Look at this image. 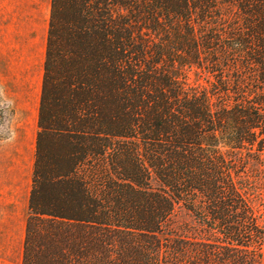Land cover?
Segmentation results:
<instances>
[{
  "label": "trees",
  "instance_id": "obj_1",
  "mask_svg": "<svg viewBox=\"0 0 264 264\" xmlns=\"http://www.w3.org/2000/svg\"><path fill=\"white\" fill-rule=\"evenodd\" d=\"M230 52L252 99L228 109L187 71L221 86ZM262 108L264 0H51L23 264H160L178 204L222 236L207 264H244L259 231L224 149L264 152Z\"/></svg>",
  "mask_w": 264,
  "mask_h": 264
},
{
  "label": "rangeland",
  "instance_id": "obj_2",
  "mask_svg": "<svg viewBox=\"0 0 264 264\" xmlns=\"http://www.w3.org/2000/svg\"><path fill=\"white\" fill-rule=\"evenodd\" d=\"M9 0H0V25L8 22L7 16ZM226 20L219 25V31L222 38L227 36L223 34L230 31L234 26V15H227ZM8 27H0V37L2 33L6 34ZM221 29V30H220ZM2 38H0L1 40ZM225 45H227L225 43ZM229 54V53H228ZM227 54V55H228ZM224 58L227 60V67H223V79L225 83L219 85L220 75L210 74L205 68H193L187 71V80L190 86L199 87L205 90L212 97V102L217 106L227 104L228 109L234 106L235 100L250 101V94L247 90H251L248 86V71L244 70L241 64V57L237 54H229ZM21 76H28L29 73H15ZM11 71L5 68V64H0V100L13 110V116L9 118L2 126H0V142L7 140L11 136H18L19 142H23L27 147L30 143L34 155V141L36 140L37 120H38V99L40 100L41 89L36 92L35 80H13ZM33 78L35 74L31 72ZM44 75L41 71L40 84L42 87ZM236 84L240 87L239 92L233 90ZM227 90L225 92V90ZM11 93V96H8ZM18 94L13 96L12 94ZM245 107L248 105L245 104ZM264 116V108L259 110ZM256 148V145H255ZM224 154L229 159L234 172L232 175L236 181L240 183V190L248 200V204L253 210L255 216V225L257 227L258 240L254 237L245 240L248 249L242 250L244 264H264V152L257 153L254 149L233 151L224 149ZM5 176L0 172V214L3 215L4 210L8 215L15 214L14 234H8L7 238H0V264H23V244L19 227L21 222L26 219L27 209L23 206V199L20 194L11 192H2L6 189L1 180ZM32 181V180H31ZM152 188L158 190V185L152 183ZM28 215V214H27ZM248 235V234H247ZM157 242L160 243L161 251L159 255L160 264H207L201 252L205 250V244H221L222 236L213 237L204 230V227L193 217L182 205H176L171 217L162 226L161 232L156 236ZM257 243H256V241ZM179 243L181 254L179 256ZM218 252V250H215ZM208 264H226L222 262V258H212Z\"/></svg>",
  "mask_w": 264,
  "mask_h": 264
},
{
  "label": "crops",
  "instance_id": "obj_3",
  "mask_svg": "<svg viewBox=\"0 0 264 264\" xmlns=\"http://www.w3.org/2000/svg\"><path fill=\"white\" fill-rule=\"evenodd\" d=\"M8 10V22L0 25V27H8L6 34L2 33L0 37L2 38L0 40V64L1 62L5 64V68L13 73L10 77L13 80L22 78L35 80L36 92H39L41 89L40 75L41 71L43 73L46 57L51 0H9ZM16 72L29 74L21 76L16 75ZM31 72L35 74L33 78L30 75ZM8 96H11V93H8ZM19 140L18 136H11L0 142V172L5 176L1 182L6 185V189L2 192L20 194L28 214L34 155L30 143L26 147ZM26 219L19 227L23 240ZM15 220V214L8 215L6 209L3 215L0 214V238H7L8 234H14L17 231Z\"/></svg>",
  "mask_w": 264,
  "mask_h": 264
}]
</instances>
